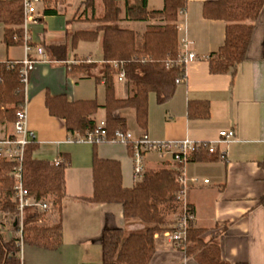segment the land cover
<instances>
[{
    "label": "crops",
    "instance_id": "0c3cea01",
    "mask_svg": "<svg viewBox=\"0 0 264 264\" xmlns=\"http://www.w3.org/2000/svg\"><path fill=\"white\" fill-rule=\"evenodd\" d=\"M94 1L92 8L84 0H48L43 3V11L52 9L55 13L43 14L37 21L27 23L34 46L66 45L68 51L64 61L49 58L46 51L43 56L34 51L32 57L37 62L26 84L27 128L38 144L33 157L64 160L61 155L66 154L70 161L65 169V194L61 202L62 244L56 250L45 251L52 253L54 261L58 260L56 264H102L105 229L123 228L128 234L144 232L148 227L139 220H126L120 203L90 199L95 145L70 141L75 133L68 131L65 120L52 115L46 105L48 95H65L71 102L95 99L101 106L105 104V84L74 67L83 59L102 63V33L96 41L81 40L75 48L71 47L74 32L94 30L99 25L95 18L102 15L104 5L102 0ZM205 1L208 0H187L178 18L181 53L193 52L199 57L186 64L187 81L178 84L172 98L163 104L157 102L154 93L150 94L146 129L138 126L131 109L117 110L115 115L125 118L128 130L135 135L147 133L154 140L217 141L220 130L233 129L235 137L227 143H218L216 155L192 159L186 164L187 176L196 179L189 183L187 193L194 207L191 226L206 229L202 237L216 241L221 257L231 264H264V6L255 22L247 57L237 66L235 74H213L207 57L223 45L227 22L206 18ZM147 2L149 9L161 10L164 6V0ZM121 15L120 24L139 34L149 25L165 24L159 18L136 22L128 20L124 11ZM6 27L0 22V61L23 59L24 45L6 46ZM115 88L119 98L132 94V83L127 78L117 79ZM190 100H208L210 116L190 118L187 112ZM92 118L96 122L103 120L104 108H99ZM12 133L13 123L0 124V138ZM96 148L100 157L120 162L123 186L131 188L137 183L130 147L105 141ZM173 165L170 155L156 152L145 155V172ZM177 214L178 211L172 212L167 226L174 223ZM49 216L46 213L43 219L49 221ZM7 228L8 225L3 230L4 237H19L18 231ZM155 238L156 250L149 264H199L171 243L164 231L156 233Z\"/></svg>",
    "mask_w": 264,
    "mask_h": 264
},
{
    "label": "trees",
    "instance_id": "16d2710c",
    "mask_svg": "<svg viewBox=\"0 0 264 264\" xmlns=\"http://www.w3.org/2000/svg\"><path fill=\"white\" fill-rule=\"evenodd\" d=\"M48 1V0H45ZM121 1L123 2L121 5ZM103 13L95 18L99 25L94 30L76 31L72 34L71 47L79 41H96L102 33V63L89 62L75 64L77 71L92 76L106 88V101L100 105L95 99L71 102L65 95L46 98L49 112L65 120L68 131L84 134L96 126L92 118L99 108L105 110L108 138H112L118 128L126 130V120L117 117L120 109H131L135 113L139 127L146 129L149 117V96L154 93L159 104L169 101L180 83L187 81L186 64L181 61L178 36V18L185 10L187 0H164L161 10L149 9L147 0H102ZM94 8V0H84ZM264 0H208L204 2L203 14L209 19L227 22L225 41L210 54V72L213 74L231 72L247 57L255 22L258 20ZM122 11L131 21L162 19L165 24L149 25L139 34L136 30L122 26ZM52 9H44L43 14H54ZM0 22L7 27L4 42L7 47L29 43L24 29L25 15L22 0H0ZM46 54L53 60L67 59L66 45H47ZM8 61H17L13 66ZM117 64V65H115ZM22 64L19 60H4L0 63V124L14 123L17 111L26 105V83L21 77ZM121 71L132 83V94L125 98L116 95L115 76ZM177 80H179L177 82ZM190 118H208V100H190L187 106ZM93 151V196L94 202L120 203L126 220H139L148 225L144 232L126 234L123 228H108L102 235V264H149L156 250L155 234L170 226L169 216L179 207L178 194L181 189L176 181V170L163 167L144 173L143 178L133 187L123 186L121 164L118 160L99 156L96 145ZM38 144L34 140L26 146L23 163V184L29 193L38 199H47L50 207L57 208L59 220L51 226L38 225L46 210L29 206L25 209L21 239L24 244L46 250H56L62 244L61 202L65 194V169L70 164L66 154L61 164L55 160H39L33 157ZM132 152V145H129ZM203 150L197 158H209ZM219 158L217 155L216 159ZM14 164L0 158V211L10 216L11 230L18 215L13 199ZM264 204V196L262 197ZM191 211L194 207L190 204ZM175 222V221H174ZM0 225V264H23L18 238H6ZM206 229L188 230L184 252L194 257L199 264H231L221 257L219 244L202 237ZM244 264V263H238Z\"/></svg>",
    "mask_w": 264,
    "mask_h": 264
},
{
    "label": "built area",
    "instance_id": "2783aa9c",
    "mask_svg": "<svg viewBox=\"0 0 264 264\" xmlns=\"http://www.w3.org/2000/svg\"><path fill=\"white\" fill-rule=\"evenodd\" d=\"M24 6V29L26 31V39L30 40L27 29L29 21H37L43 16V3L45 0H22ZM25 57L20 59L22 64L21 77L23 82L27 84L29 75L35 67L36 59L32 57L35 51L39 55H45V48L42 45H31L25 43ZM199 57L193 52L180 55L181 61L187 64ZM1 63V61H0ZM17 61H8L9 66H13ZM117 65V64H115ZM125 72L118 74V79H125ZM179 80H177L178 82ZM17 120L13 123V133L0 138V158L12 162L14 164L12 175L14 177V195L13 199L17 204L18 215L14 221V225H18L19 237L17 244L22 249L24 243L21 239L23 229V219L25 209L29 206L38 207L40 210H47L49 202L46 199H38L29 193L23 184L22 163L26 146L31 140L35 139L34 133L27 128L26 105L17 111ZM235 137L233 129H222L219 131V139L217 141H194L191 139L184 140H154L147 133L139 136L135 135L131 130H122L120 128L114 131L113 137L108 138L105 119L96 123L92 130H88L84 134L75 133L69 138L70 141H82L91 144H99L105 141H116L126 146L132 145V158L134 161V176L136 181H140L145 173V155L149 152H156L161 156L170 155L174 165L171 167L176 170V181L180 184L181 189L178 194L179 213L175 222L164 231V236L173 243L177 248L184 251L185 242L188 239V230L191 226V220L194 212L191 211L190 203L187 198L189 183L195 182L196 179L189 178L186 172V164L201 155L202 151H208L210 155L218 153L217 144L227 143ZM56 164L63 162L62 158L55 160ZM208 182V179L205 180Z\"/></svg>",
    "mask_w": 264,
    "mask_h": 264
},
{
    "label": "rangeland",
    "instance_id": "374dc122",
    "mask_svg": "<svg viewBox=\"0 0 264 264\" xmlns=\"http://www.w3.org/2000/svg\"><path fill=\"white\" fill-rule=\"evenodd\" d=\"M84 62L89 63L90 61H84V59H83V61H81L79 63H84ZM79 63H77V64H79ZM117 79H118V75L115 76V83H116ZM2 124H4V123H2ZM46 201H48V202L52 201L51 197H48L46 199ZM50 206L51 205L49 203V208L46 210V213L50 215L48 218H51V219L49 221L48 220L45 221L44 219H42V220L38 221V223H37L38 225L51 226V225H54L58 222V220H59L58 210H57V208H55V207L52 208ZM177 211L179 213V207H178ZM177 216H178V214H177ZM177 216H176V218H177ZM169 219H171V218H169ZM11 224L12 223H11L10 216H7L0 211V225H2L3 228H5L8 225L9 228H7V229H10ZM34 249H37V250H34ZM45 251H47V250H42V249H39L37 247L28 245V244L23 245L21 252H20V255L23 259V264H56L58 262V260L55 259V261H54L51 258L52 253L50 255V254H47V252H45ZM53 255H55V254H53Z\"/></svg>",
    "mask_w": 264,
    "mask_h": 264
}]
</instances>
